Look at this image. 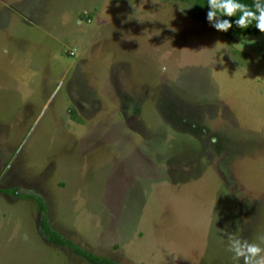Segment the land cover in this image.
Here are the masks:
<instances>
[{
  "label": "rangeland",
  "instance_id": "374dc122",
  "mask_svg": "<svg viewBox=\"0 0 264 264\" xmlns=\"http://www.w3.org/2000/svg\"><path fill=\"white\" fill-rule=\"evenodd\" d=\"M190 6L0 0V264H87L18 194L116 264H243L227 234L264 237V33Z\"/></svg>",
  "mask_w": 264,
  "mask_h": 264
},
{
  "label": "clouds",
  "instance_id": "9594fccd",
  "mask_svg": "<svg viewBox=\"0 0 264 264\" xmlns=\"http://www.w3.org/2000/svg\"><path fill=\"white\" fill-rule=\"evenodd\" d=\"M210 10L207 12V20L218 31H228L233 24L223 17L239 15L235 24L246 29L255 22L256 27L264 33V0H254V5L249 6L240 0H207ZM254 8V10H253ZM228 250L234 254V259L243 260V264H264V237L260 242L249 241L227 234Z\"/></svg>",
  "mask_w": 264,
  "mask_h": 264
},
{
  "label": "trees",
  "instance_id": "16d2710c",
  "mask_svg": "<svg viewBox=\"0 0 264 264\" xmlns=\"http://www.w3.org/2000/svg\"><path fill=\"white\" fill-rule=\"evenodd\" d=\"M184 1L189 2L191 4L189 14L193 19L200 21L209 28L213 29L215 32L222 34L223 36L227 37L232 41H237L241 36H255L261 33V31H259V29L256 27L255 22L249 25V27L246 29L237 26L235 24V20L239 18V15L234 17H223V19H229L232 22L233 26L226 32L218 31L207 20V12L210 10L207 4V0H184ZM240 2L245 3L250 7L254 5V0H240ZM72 117L75 120L78 119L77 112L75 110L72 111ZM17 191H18L17 189H13V190H6L4 192L8 195L16 196L19 193ZM18 195L36 202L37 208L41 214L40 232L42 236L45 237L51 244L71 250L74 254L84 259L87 264H116L113 260L101 257L87 249L80 247L70 239L63 236L61 233L57 232L52 227L51 222L48 218L47 206L40 197L34 195H20V194Z\"/></svg>",
  "mask_w": 264,
  "mask_h": 264
},
{
  "label": "crops",
  "instance_id": "0c3cea01",
  "mask_svg": "<svg viewBox=\"0 0 264 264\" xmlns=\"http://www.w3.org/2000/svg\"><path fill=\"white\" fill-rule=\"evenodd\" d=\"M87 22H90V24H91V18H90V19H88V21H87ZM81 29H82V26H81ZM82 33H83V32H82ZM95 33H96L95 31H93V32H92V34H93V35H95ZM70 68H71V67H69V69L67 70L68 72H69Z\"/></svg>",
  "mask_w": 264,
  "mask_h": 264
},
{
  "label": "built area",
  "instance_id": "2783aa9c",
  "mask_svg": "<svg viewBox=\"0 0 264 264\" xmlns=\"http://www.w3.org/2000/svg\"><path fill=\"white\" fill-rule=\"evenodd\" d=\"M74 53H71V55H73Z\"/></svg>",
  "mask_w": 264,
  "mask_h": 264
}]
</instances>
